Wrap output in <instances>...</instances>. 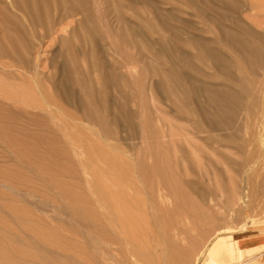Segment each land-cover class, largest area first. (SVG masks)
<instances>
[{"label":"rangeland","instance_id":"rangeland-1","mask_svg":"<svg viewBox=\"0 0 264 264\" xmlns=\"http://www.w3.org/2000/svg\"><path fill=\"white\" fill-rule=\"evenodd\" d=\"M75 2L86 17L40 26L0 0V51L28 62L0 59V262L209 264L213 245L263 236L264 67L236 62H263L245 42L264 60V0ZM111 73L121 81L106 87ZM65 85L95 109L104 97L115 133Z\"/></svg>","mask_w":264,"mask_h":264},{"label":"bare ground","instance_id":"bare-ground-1","mask_svg":"<svg viewBox=\"0 0 264 264\" xmlns=\"http://www.w3.org/2000/svg\"><path fill=\"white\" fill-rule=\"evenodd\" d=\"M11 1V4L16 8V10H18L19 12H21V13H24V15H28L29 17H30V19H31V22L34 24V25H40V26H44V25H49V26H51L50 24H55V23H57L58 21H62V20H66V19H69V18H72V17H75L77 14H83L84 15V17H86L87 15L86 14H84L85 13V10L83 9V5L81 4V3H76L75 1H77V0H36V1H32V0H10ZM85 6V5H84ZM102 10V9H101ZM100 10V11H101ZM22 15V14H21ZM24 18V17H23ZM114 33V32H113ZM220 34H223L224 35V40H226L227 42L229 41L228 40V32L225 30V29H223V28H220ZM264 40V39H263ZM258 43L260 44V45H264V42H262V39H260V41H258ZM229 49H231V50H233L234 49V46H227ZM243 48H244V50H246L247 52H251V53H253L256 57H259L260 58V60H262L263 62H261V63H259V64H261V65H259L258 64V59L257 60H255L254 58H251L250 56H248V55H242L241 57H240V59H239V61L240 62H236V63H238V64H236V66L238 65L239 66V68H240V64L242 65L243 63H244V65H252V66H254V69H257V73H259L258 72V69H262L263 67H264V60L263 59H261V58H263V57H260V52L261 51H259L258 50V48L256 47V45H249L248 43H244L243 44ZM13 51V50H12ZM12 51H8V50H6V49H2L1 51H0V59L1 58H9L10 59V62L8 63V64H5V66L6 67H23V66H25L26 64H28V62L26 61V60H24V58H23V56L22 55H20L19 53H17V52H13V54H15V57H13L12 56V54H11V52ZM82 52V51H81ZM262 56V55H261ZM238 60V59H237ZM261 66V67H260ZM248 67V66H247ZM249 67H251V66H249ZM249 69H252V68H249ZM248 69V70H249ZM255 71V70H254ZM254 71H252V72H254ZM256 74V73H255ZM110 75V74H109ZM115 75V76H114ZM113 75V73H111V75L108 77V79H106L105 80V85H106V87H109V86H111V85H115V84H119L120 83V81H121V77L119 76V74H114ZM164 75V74H163ZM173 75H175V74H173ZM254 75V74H253ZM35 78V77H34ZM246 80H247V78H245ZM244 79V80H245ZM169 78L167 77V76H164L163 78H162V82H164V83H162V84H166L167 85V87H168V89H169V94L170 95H172V94H175L174 93V91H176V87L174 86V85H172V88H174V89H172L170 86H169ZM245 80V81H246ZM36 81H37V79H36ZM131 87H133V83L130 85ZM64 92H65V94L67 95V96H69V97H76L77 99H76V108L81 112V113H83V114H85L87 117H90L91 119L92 118H95L96 120L95 121H97V122H99V128L101 127V129L103 130L102 132L104 133V131L106 132V133H108V134H113V133H115V129H114V126L115 125H117V124H119V122H120V117L118 116V115H115V117H114V120L111 122H109V121H107V116H108V114H110L112 111H111V109L109 108V106H107V103H106V99L104 98V97H101V95L98 97L97 96V98H96V96H95V94L94 93H92L93 94V96H95V98H94V102H95V106L97 107L96 109H95V107H93L92 105H91V103L87 100V99H85L84 97H83V95L82 96H78L70 87H67L66 85L64 86ZM134 98V93L133 94H130L129 96H127V99H129V100H132ZM51 100V99H50ZM49 100V101H50ZM53 103V105L55 104L54 102H52ZM49 104H50V102H49ZM51 105V104H50ZM57 106V105H56ZM122 107H124V105L123 106H121L120 105V110H121V108ZM57 108V107H56ZM59 108V107H58ZM57 108V109H58ZM42 109V108H41ZM60 109V111H61V108H59ZM217 110V109H216ZM47 112V111H46ZM98 112H102V114H103V116H106L105 117V121H102L100 118H99V116L97 115V113ZM187 112V111H186ZM217 113H219L220 114V112H219V110H217ZM181 115V114H180ZM68 117H71V116H68ZM205 118H206V115H205ZM71 119H72V117H71ZM74 119V118H73ZM31 121V120H30ZM212 121H214V120H212ZM223 123H225V126H227V127H229L230 126V124H231V122H230V120H229V122H227L226 120L225 121H223ZM95 124V123H94ZM160 125V124H159ZM217 124H216V122L215 123H213L212 125H211V127H214L215 128V126H216ZM100 129V130H101ZM217 162V161H216ZM214 171V170H213ZM145 172V171H144ZM148 174V173H147ZM161 174H162V172H161ZM136 175V174H135ZM229 176H230V174H229ZM107 183V182H106ZM160 183V182H159ZM159 183H158V185H159ZM162 183V185L166 188L167 187V182H165V183H167L166 184V186L164 185L165 183L164 182H161ZM160 183V184H161ZM164 183V184H163ZM160 186V188L161 187H163V186ZM169 185H170V183H169ZM172 186V185H171ZM155 187V186H154ZM158 187L159 186H157V188L156 189H158ZM167 188H170V187H167ZM166 188V190H168ZM162 189V188H161ZM153 190V189H152ZM118 191V190H117ZM162 191V190H161ZM170 191V190H169ZM156 192L158 193V191L156 190ZM163 192V191H162ZM164 193V192H163ZM115 194V193H114ZM155 194V193H154ZM166 194V193H165ZM164 194V195H165ZM163 196V195H162ZM152 197V196H151ZM157 197H159V196H157ZM156 197V195H155V198L158 200V198ZM164 197V196H163ZM153 199H154V196H153ZM172 199V198H171ZM116 200V199H115ZM156 200V201H157ZM155 201V200H154ZM159 201V200H158ZM157 201V202H158ZM163 202H165V201H163ZM166 203V202H165ZM165 203H163V204H165ZM155 204V203H154ZM160 204V203H159ZM156 205V207H157V205L158 204H155ZM166 205V204H165ZM255 205V204H254ZM160 206L161 207H164V206H162V204H160ZM159 206V207H160ZM153 207V206H152ZM152 209H154V208H152ZM252 209V208H251ZM94 210V209H93ZM84 211V210H83ZM126 211V210H125ZM129 211V210H128ZM157 211V210H156ZM156 211H155V214H156ZM90 212H91V210H90ZM107 212V211H106ZM158 213V212H157ZM165 213V212H164ZM261 213V212H260ZM122 214V213H121ZM130 215V214H129ZM142 215V214H141ZM141 215H139V219L140 218H146V219H144L143 218V220H142V223H147V225H149V229L151 230V227H150V224H148V223H150V222H147V221H149L148 220V218L145 216V215H147V213L145 214L144 213V216H142L141 217ZM149 215V214H148ZM152 216L154 215V214H151ZM172 215V214H171ZM174 215H175V213H174ZM90 216V215H89ZM150 217V218H154V217ZM173 216V215H172ZM177 216V215H176ZM256 216V215H255ZM254 216V217H255ZM94 217V216H93ZM92 217V218H93ZM124 217V216H123ZM170 218V217H169ZM174 218H175V216H174ZM126 219H128L127 217H126ZM133 219V218H132ZM138 219V220H139ZM155 219V218H154ZM176 219V218H175ZM145 220H147V221H145ZM168 220V219H167ZM171 220V219H170ZM179 220H181V219H179ZM102 221V220H101ZM100 221V222H101ZM150 221H153L152 219L150 220ZM172 221V220H171ZM173 221H175V220H173ZM176 221H178L177 219H176ZM175 221V222H176ZM130 222V221H129ZM139 222H140V224H142L141 223V221L139 220ZM155 222H156V220H155ZM161 221H159V224L160 225H162L161 223H160ZM165 222V224L167 225V223H166V221H164ZM179 222V221H178ZM178 222H176V223H178ZM172 224V222H168V224ZM175 223V224H176ZM153 224V223H152ZM151 224V225H152ZM158 224V225H159ZM164 224V225H165ZM171 224H170V226L169 227H171ZM183 224V223H182ZM155 226V225H154ZM156 226H157V224H156ZM168 226V225H167ZM167 226H166V230H167ZM177 226V225H176ZM178 226H180L179 225V223H178ZM160 227V226H159ZM173 227H175L174 225H173ZM181 227L182 226H180V229H181ZM157 228H158V226H157ZM172 228V227H171ZM165 230V226L162 228V230ZM169 229V228H168ZM173 229V228H172ZM179 228H178V230H180ZM182 229H183V227H182ZM148 230V229H147ZM159 230H161V229H159ZM161 230V231H162ZM164 230H163V232H164ZM149 231V230H148ZM153 231V230H152ZM152 231H149V232H152ZM169 231H171V230H169ZM173 231V230H172ZM156 232V231H155ZM158 232V231H157ZM162 232V233H163ZM181 232V231H180ZM146 233H147V231H146ZM153 233H154V231H153ZM153 233H150L151 235L153 234ZM159 233V232H158ZM178 233H179V231H178ZM182 233H183V231H182ZM102 234V233H101ZM156 234V233H155ZM160 234V233H159ZM181 234V233H180ZM180 234H177V235H180ZM99 235H100V233H99ZM148 235L149 234H147L146 236L148 237ZM158 235V234H157ZM157 235H152L151 237H153V236H157ZM162 235V234H161ZM160 235V236H161ZM165 235H166V233L164 232V234H163V236L165 237ZM168 235V234H167ZM171 235V234H170ZM181 236V235H180ZM92 237V236H91ZM134 237V236H133ZM158 237V236H157ZM163 237V238H164ZM167 237V236H166ZM165 237V238H166ZM169 237V236H168ZM172 237H174L173 235H172ZM101 238V237H100ZM106 238V237H105ZM162 238V237H161ZM162 238V239H163ZM165 238H164V241H166L165 240ZM170 238V237H169ZM177 239L179 238L180 239V237H176ZM66 239V238H65ZM154 239V238H153ZM158 239V238H157ZM159 240V239H158ZM158 240L156 241V242H158ZM176 240V239H175ZM174 240V241H175ZM154 241V240H153ZM173 241V242H174ZM177 241V240H176ZM155 242V243H156ZM166 242H169V243H172V242H170V241H166ZM128 243V242H127ZM159 243H161V242H159ZM169 243H166L165 245H171V244H169ZM178 243V242H177ZM113 244H115L114 242H113ZM117 244H120V243H118V241H117ZM151 244V243H150ZM174 244V246H175V242L173 243ZM112 244H110L109 246H111ZM129 245V244H128ZM160 245H163V243L162 244H160ZM159 244H157L156 246H160ZM153 246H155L154 245V242H153V245L152 246H150L151 248H153L154 250H155V248L156 249H158V247H156L155 246V248L153 247ZM177 246V245H176ZM112 247V246H111ZM162 247V246H161ZM166 247V246H165ZM171 247V246H170ZM170 247H169V250H170ZM13 248V247H12ZM107 248H109V247H107ZM113 248H114V245H113ZM112 248V249H113ZM119 248H121V247H119ZM129 247H127V251L128 252H131L132 250H130V249H128ZM160 248V247H159ZM176 248H178V246L176 247ZM47 249V248H46ZM105 249V250H104ZM110 249V248H109ZM108 249V250H109ZM116 249V248H115ZM163 249V248H162ZM166 249H167V247H166ZM103 250H104V252L106 253V248H103ZM121 250V249H120ZM130 250V251H129ZM165 250V249H164ZM164 250H162L163 252H162V254H164L165 252H164ZM171 250H172V248H171ZM174 250H175V247H173V251H170V252H168L167 253V250H166V253H167V256H168V254L170 253V255H171V253L172 252H174ZM91 251V250H90ZM112 251V250H111ZM157 251V250H156ZM179 251V249L177 250V252ZM73 252V251H72ZM108 252H110V251H108ZM133 252V251H132ZM135 252V251H134ZM4 253H6V252H4ZM139 253V252H138ZM137 253V255H140V253L138 254ZM175 253H176V250H175V252H174V255H175ZM128 254V253H127ZM130 254V253H129ZM178 254V255H177ZM176 254V256L179 258L180 256H181V250H180V253L178 252ZM179 254H180V256H179ZM134 255V254H133ZM173 255V254H172ZM171 255V256H172ZM172 256L173 258L175 257V256ZM261 255H263V254H261ZM119 256V255H118ZM135 256H136V254H135ZM139 257V256H138ZM169 258H171L170 256H168ZM176 257V258H177ZM2 258V257H1ZM4 258V257H3ZM82 257H80V259H81ZM169 258H167L168 260H169ZM173 258L172 259H170V260H172L171 262H173ZM264 258V257H263ZM108 259V258H107ZM181 259V258H180ZM183 259H185L184 257H183ZM2 260V259H1ZM96 260V259H95ZM169 260V261H170ZM177 260V259H176ZM175 259H174V261H176ZM181 261V260H180ZM253 261V260H252ZM251 262V261H250ZM249 262V263H250ZM253 262H255V264L256 263H258L257 262V260L256 259H254V261ZM83 263V262H82ZM90 263V262H89ZM94 263H96V262H94ZM107 263V262H106ZM165 263H166V261H165ZM174 263V262H173ZM178 263V261L176 262V264ZM0 264H16L15 263V260H14V262L12 261V260H5V259H3L1 262H0ZM18 264V263H17ZM34 264V263H33ZM36 264V263H35ZM37 264H40V263H37ZM42 264V263H41ZM49 264V263H48ZM84 264V263H83ZM90 264H92V262L90 263ZM100 264V263H99ZM104 264V263H103ZM166 264H168V263H166ZM171 264V263H170ZM175 264V263H174ZM179 264V263H178ZM209 264H217L215 261H213L212 259L210 260V262H209Z\"/></svg>","mask_w":264,"mask_h":264},{"label":"crops","instance_id":"crops-1","mask_svg":"<svg viewBox=\"0 0 264 264\" xmlns=\"http://www.w3.org/2000/svg\"><path fill=\"white\" fill-rule=\"evenodd\" d=\"M248 236L244 235L238 238L239 240H241L238 247H236L233 242H230L223 250L221 249L219 244L213 245L211 251L212 255L210 256L209 260L212 259L217 264H239L244 257L246 258L248 254L256 255L264 252V235L258 238H254L250 241H248V239L254 236ZM246 242H248V244Z\"/></svg>","mask_w":264,"mask_h":264}]
</instances>
